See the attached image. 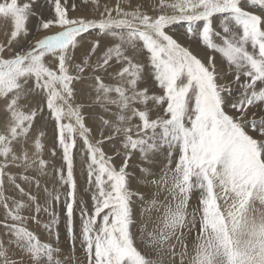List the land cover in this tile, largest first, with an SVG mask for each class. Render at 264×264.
<instances>
[{
  "label": "snow or ice",
  "instance_id": "obj_1",
  "mask_svg": "<svg viewBox=\"0 0 264 264\" xmlns=\"http://www.w3.org/2000/svg\"><path fill=\"white\" fill-rule=\"evenodd\" d=\"M46 3L0 0V264H264V0Z\"/></svg>",
  "mask_w": 264,
  "mask_h": 264
},
{
  "label": "bare ground",
  "instance_id": "obj_2",
  "mask_svg": "<svg viewBox=\"0 0 264 264\" xmlns=\"http://www.w3.org/2000/svg\"><path fill=\"white\" fill-rule=\"evenodd\" d=\"M43 2V1H42ZM76 2V1H75ZM108 2H110V0H100V4H101V6H103V4L104 3H108ZM40 3V2H39ZM80 3H82V2H79V4H78V1H77V4H78V6H81V4ZM41 4V3H40ZM83 4V3H82ZM90 4V6L88 5V7L87 8H82V7H78V10L77 11H75L76 13H77V15H75V16H80V15H85V13H87L88 11H90V12H88L89 14V16H91L92 14H93V11H94V9H95V6L94 5H92L91 3H89ZM43 5V4H42ZM44 6H45V4H44ZM43 7V6H42ZM42 7H40L41 9H42ZM47 7V6H46ZM83 7H85V6H83ZM39 9V8H38ZM44 9V8H43ZM88 9V10H87ZM42 11H44V10H42ZM46 12V11H45ZM44 14V13H43ZM47 14H49V12L47 13ZM50 14H51V12H50ZM50 14L48 15V16H50ZM75 13H73L72 12V15H74ZM1 20H4V21H0V39H5L6 38V33H9L10 31H11V21L10 20H7V19H5V18H1ZM34 22V21H33ZM32 26V25H31ZM31 26H30V28H31ZM53 31H55V29H53ZM45 33H39L38 35L35 33V31L33 30V36H36L37 38H39V36H42V35H44ZM32 37L30 36L29 37V39H31ZM48 130V129H47ZM52 131V130H51ZM50 142V141H49ZM46 144V143H45ZM52 144V143H51ZM51 149V148H50ZM31 151V150H30ZM46 154H47V152H46ZM45 155V154H44ZM46 156H48V154L47 155H45V157ZM48 159H50L49 158V156H48ZM58 159V158H57ZM78 168V172H79V174L80 173H82V169H81V159H80V157L79 156H77V160H76V169ZM76 174H77V172H75ZM78 176V175H77ZM85 177V176H84ZM80 179H82V178H80ZM78 181V180H77ZM82 181H80L79 180V182H78V184H80L81 185V187H83L82 186V183H81ZM84 185V184H83ZM85 186V185H84ZM85 198H87V196H85ZM139 211V210H138ZM139 214V213H138ZM147 215V214H146ZM79 226V223L77 224V227ZM42 232V231H41ZM41 232H39L38 233V235H40L41 236V239L42 240H44V241H50L51 239H50V237H48V235L46 234V235H42V234H40ZM61 242V241H60ZM63 242V241H62ZM78 244H77V248H78ZM60 247L62 248V252L60 253V258H62V259H64L66 256H68L69 254H70V250H69V245H68V243H66V240H64V242L63 243H60ZM76 252H78L77 251V249H76ZM79 252H82V250H80L79 249ZM81 254V253H80ZM79 255V254H78ZM76 257H77V254H76ZM77 258H80V257H77ZM82 258V257H81ZM78 260V259H77ZM84 260V259H83ZM80 264H82V261H80Z\"/></svg>",
  "mask_w": 264,
  "mask_h": 264
},
{
  "label": "rangeland",
  "instance_id": "obj_3",
  "mask_svg": "<svg viewBox=\"0 0 264 264\" xmlns=\"http://www.w3.org/2000/svg\"><path fill=\"white\" fill-rule=\"evenodd\" d=\"M43 1V2H42ZM76 1V4H77V1H78V4H79V2H82V0H75ZM41 4H40V3ZM70 2H71V0H70ZM43 4V5H42ZM44 4H45V6H44ZM78 4H77V6H78ZM81 4V6H78V7H82V8H87L88 7V5L90 6V4H88V5H84V4H82V3H80ZM43 6V7H42ZM47 6V7H46ZM83 6H85V7H83ZM40 7H42V9L40 8ZM39 8V9H38ZM38 8H37V10L39 11V12H41V13H44V15L45 16H48L49 14H50V12H51V9H50V5L48 4V3H46V0H38ZM44 8V9H43ZM42 10H44V11H42ZM88 10V9H87ZM46 11V12H45ZM49 12V14H47ZM88 12H90V11H88ZM85 13V15L86 16H89L88 14L89 13ZM73 13H75L74 15H77V13L76 12H73ZM1 18L2 17H0V21H4V20H1ZM35 23V21L33 22V24ZM32 24H30L29 25V27L31 26ZM33 27V25L31 26V28ZM182 31V30H181ZM91 37H89V39H90ZM4 40H6V38L5 39H0V42H2V41H4ZM199 51H201V54H203L202 53V50H199ZM52 129H51V127H49L48 128V130L46 129V131H47V133H48V136H47V138H46V140H45V143H46V148H45V152H44V154L45 155H47L48 154V156H49V158L50 159H53L51 156H50V148L52 147V139H51V137H52V131H51ZM50 141V142H49ZM31 150V145L29 144V152H31L30 151ZM46 152H47V154H46ZM45 155H44V157H45ZM48 156H46L45 158L46 159H48ZM57 159V158H56ZM118 163H119V161H118ZM75 172H77V174H76V176H77V180H78V182H79V180L80 181H82L81 183H82V186L84 187V180H85V177H84V175L82 174V173H80L79 174V172H78V168L76 169L75 168ZM80 178H82V179H80ZM134 187H135V185H134ZM88 198V197H87ZM87 198H85V199H87ZM60 208H62V205H60ZM58 210H60L59 208H58ZM139 208L137 209V212L139 213ZM76 223L78 224L79 223V218L77 217V221H76ZM39 232H41V231H39ZM38 232V233H39ZM40 234H42V235H46L47 233H44L43 231L40 233ZM50 239H52V238H50ZM64 240H65V235H64V229H63V224H61V226H60V243H63L64 242ZM63 241V242H62ZM66 243H67V241H66ZM69 248V247H68ZM77 251L78 252H76V254H77V257H80V258H77L78 259V261L80 262V261H84L83 259H84V254H83V252H79V246H78V248H77ZM81 253V254H80ZM79 254V255H78ZM82 257V258H81ZM62 259V258H61Z\"/></svg>",
  "mask_w": 264,
  "mask_h": 264
}]
</instances>
